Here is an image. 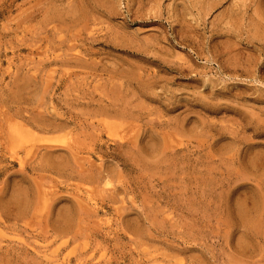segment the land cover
<instances>
[{
  "label": "rangeland",
  "instance_id": "rangeland-1",
  "mask_svg": "<svg viewBox=\"0 0 264 264\" xmlns=\"http://www.w3.org/2000/svg\"><path fill=\"white\" fill-rule=\"evenodd\" d=\"M0 264H264V0H0Z\"/></svg>",
  "mask_w": 264,
  "mask_h": 264
}]
</instances>
